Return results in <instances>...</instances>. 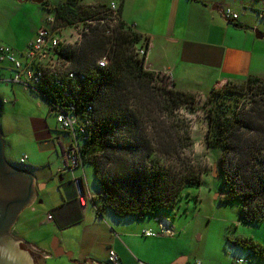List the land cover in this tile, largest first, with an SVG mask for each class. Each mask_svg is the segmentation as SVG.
Masks as SVG:
<instances>
[{"label":"trees","instance_id":"trees-1","mask_svg":"<svg viewBox=\"0 0 264 264\" xmlns=\"http://www.w3.org/2000/svg\"><path fill=\"white\" fill-rule=\"evenodd\" d=\"M108 5L66 0L50 9L45 3L62 27L95 19ZM119 16L111 34L108 22H96L81 43L61 52L71 62L68 70L74 76L61 80L77 103L79 121L84 109L92 107L91 134L81 149L83 164L93 165L103 208L117 217L176 214L185 189L199 187L205 174L186 159L194 142L178 114L195 96L167 88L154 70L145 68L138 50L145 47L148 54L150 39L123 21L120 5ZM103 57L107 64L100 67ZM208 100L205 143L220 149V173L228 187L221 200L238 199L244 222L263 223L264 79L228 80L223 88H212ZM234 242L264 257V248L252 240Z\"/></svg>","mask_w":264,"mask_h":264},{"label":"crops","instance_id":"crops-1","mask_svg":"<svg viewBox=\"0 0 264 264\" xmlns=\"http://www.w3.org/2000/svg\"><path fill=\"white\" fill-rule=\"evenodd\" d=\"M246 1L247 3H244V0H134V4L139 5V14L132 17V25L150 39L147 62L152 69L171 72L176 87L180 90L205 93L228 80L241 82L251 76L264 79V0ZM127 2L128 0H123L120 4L121 16L126 23L129 21L124 9ZM45 3L55 5L50 0L43 2L0 0V45L7 44L13 47L21 60L25 59L23 56L25 49L48 15L49 10ZM226 8H232L239 14V18L229 21L224 13ZM11 76L10 68L0 64V82L11 84L7 81ZM11 85L12 89L6 94L3 92L2 95L4 99L7 98V102L8 99H12L10 111H15L20 107L19 99L21 97L25 99V93L22 92H28L30 89L19 83ZM4 99L0 97L2 104ZM48 106L47 118L54 117L50 105ZM29 121L34 134L33 140L38 141L42 149L54 152L61 164L62 159L56 141L59 136L56 118L55 128H51L47 120L39 116L30 117ZM4 136L3 134V138ZM4 141L6 151L5 138ZM21 167L34 173L36 170L32 165ZM58 169L59 167L57 173ZM78 169L84 172V164ZM63 174L58 175L60 183L56 197H48L47 193L42 197V191L44 189L47 191L48 181L36 178L38 188L36 201L30 208L24 210L27 212L26 215L20 214L18 220L21 225L15 227L14 231L18 237L30 242L35 250L49 255L43 256L40 264H47L49 260H52L53 264H100L98 252L95 254L96 251L93 250L95 243L87 240V232L93 224L94 226L100 224L99 214L100 217H105L106 214L113 218L117 216L110 209L103 208L105 201L100 189L98 193L89 194L86 191L88 185L85 186L83 180L86 182V177L78 176L82 179L85 194L89 197L85 206H82L73 178L65 180ZM90 201L99 214H96L97 217L91 214L90 220L87 221V206ZM45 204H49L50 208H46ZM155 216L158 222L156 229L149 221L143 220L142 216L139 218L143 220L140 221L143 222L144 229L143 233L140 232L141 235L137 233L141 231L139 226L137 230H133L134 227H131V230L126 229L123 237L115 232L116 240L110 238L105 244L107 257L110 250L114 249L119 255L120 264H134L133 261H138V264H237L238 260L243 259L235 258L230 250L229 260H226L225 255L217 257L214 261L203 254L200 256L197 252L199 247L192 241L188 222L182 228L173 226L175 233L171 236H146L145 231H156L159 229V221L165 218ZM121 218L130 221V226H134L136 224L134 220L138 219L133 216L117 219ZM170 222L172 224V221ZM103 226L109 230L107 225ZM110 236L111 233L106 237ZM237 248L250 251L259 262H264V257L251 250L239 246ZM62 251L69 255L63 254ZM249 263L248 261L243 264ZM105 264H108L106 258Z\"/></svg>","mask_w":264,"mask_h":264},{"label":"rangeland","instance_id":"rangeland-1","mask_svg":"<svg viewBox=\"0 0 264 264\" xmlns=\"http://www.w3.org/2000/svg\"><path fill=\"white\" fill-rule=\"evenodd\" d=\"M50 1L56 5L62 3L64 0ZM97 1L106 3L111 2V0H83L85 3H94ZM79 2L83 3L81 0H79ZM114 2H117V4L120 5L123 0H114ZM245 2L247 3L246 0H244V3ZM55 5L52 4L47 6L48 8H53ZM138 6V4H134V0H128L124 6L126 16L129 18L128 24L130 25L133 24L132 17L139 14ZM260 28H262V25ZM159 78L163 79L160 74ZM227 82L220 83L217 87L213 88L221 89L227 84ZM172 83H174V85L172 84V87H168L171 83L166 79H163V83L161 84L171 89L176 87L175 80H173ZM11 84L0 82L1 98H5L2 95L3 92L6 94L12 89ZM211 90L212 88L207 92L204 91L205 93L190 92L195 96V102L184 104L178 110L180 117L185 119L186 128L190 132L194 142L193 152L186 150V159L189 161L188 163L194 164L205 171V174L203 175V183L199 187H188L185 189L183 197L180 198L179 205L177 206L178 213L175 214L170 211L158 216L161 218H170V221H172V227L182 228L185 226V223L188 222L192 241L195 246L199 247L197 252L200 256L203 254V256H207L214 261L217 257L225 255L226 260H229L231 258L229 255L230 250L235 258L247 259L250 262L249 264H264V262H259L257 258H254L250 251H242L234 244V241L237 238H244L252 240L256 244L264 247V222L261 224H249L244 222L241 216L242 204L238 199H230L229 201L221 200V198L228 193V187L225 185L220 173L221 151L220 149H210L205 143V135L207 133L208 125L206 111L209 106L208 97ZM22 93H25L26 100L21 97L19 99L20 107L15 111H10L13 105L12 99H8V102L7 98L3 100L0 115V128L7 141L5 155L6 158L15 165L35 166L36 178L38 177L39 180L47 179L46 182L48 181L47 191L44 189L41 196L45 197V194L47 193L48 197H56L55 194L59 192L58 184L60 183L58 175L61 174L59 172L63 168V164L62 162L60 164L54 152L42 149L38 141L33 140L34 134L29 121L30 117L39 116L45 118L51 128H55V116H49V118H47L49 113L48 102L39 98L30 90ZM245 97L244 99H246ZM24 154H26L28 158L26 159V163H21L20 159ZM58 167L59 169L57 173ZM84 172L82 169H77L74 171H67L63 176L65 180H70L72 178L74 180L75 178H80L78 176H85L86 182L85 179L83 180L85 186L86 184L88 185V190L86 189V191H88L89 194L98 193L99 187L95 179L93 165L85 163ZM45 207L50 208V205L45 204ZM87 209V221L90 220L91 214L94 215V217H97L99 214L91 201L89 202ZM25 211L21 213V215L24 213L26 215L27 212ZM98 218L100 224L96 226L93 224L90 226L91 229L88 230L86 237L87 240L95 243L93 250L96 251L95 254L98 252L100 257L98 260L100 264H105V258L108 263L107 246L105 244L110 238H112L113 241L116 240L114 236L115 232L123 237V232H125L126 229L131 230V227H134L133 230H137V226H139L141 231H138L137 233H143V222L140 223V221H143L144 219L149 221L154 229L158 227L156 216L151 214L145 215L143 220H139V218L134 220L136 223L134 226H130V221L124 220L126 218H121L119 220L117 219L118 217H109L107 214L105 217H100L99 214ZM19 221L20 220H18V222ZM103 224L107 225L109 230H107ZM20 225V222L16 223L14 228L20 227ZM156 231H158V229ZM109 232L111 233V236L106 237L110 234ZM141 233L139 235H141ZM133 263L138 264V261H133ZM47 264H53V261L49 260Z\"/></svg>","mask_w":264,"mask_h":264},{"label":"built area","instance_id":"built-area-1","mask_svg":"<svg viewBox=\"0 0 264 264\" xmlns=\"http://www.w3.org/2000/svg\"><path fill=\"white\" fill-rule=\"evenodd\" d=\"M224 13L229 21L239 18V14L232 8H226ZM99 21L109 23L110 28L107 30V34H111V28L120 23L118 4L115 2L109 3L107 10L95 19L80 20L64 27L57 24L54 12L49 11L44 23L37 29L34 39L25 49L24 60L18 58L15 49L10 45H0V64L8 66L12 71V76L7 81L22 84L25 88L30 89V91L50 103L51 112L55 116L61 131V134L56 138L63 164V168L60 170L61 173L74 171L83 166L81 149L83 143L89 139L91 134L89 126L91 125L90 115L92 109L90 106L84 109V120L79 121L77 103L71 97V90L61 80L65 75L74 76L73 72L68 70L71 62L65 59L61 52L66 46L81 43L84 33L89 32V25ZM138 54L145 57V68L154 70L147 62L146 48H139ZM106 64L105 57L98 60L100 67H105ZM154 71L171 83L168 87H172L174 77L171 72ZM27 158L28 156L24 154L20 162L25 163ZM74 184L78 191L79 202L82 206H85L89 197L85 194L82 179L75 178ZM48 218L51 219V216ZM173 234L174 230L168 218L159 221L158 231H145V235L149 237L171 236ZM120 261L117 252L111 249L108 263L120 264ZM247 262V259H240L237 264Z\"/></svg>","mask_w":264,"mask_h":264},{"label":"water","instance_id":"water-1","mask_svg":"<svg viewBox=\"0 0 264 264\" xmlns=\"http://www.w3.org/2000/svg\"><path fill=\"white\" fill-rule=\"evenodd\" d=\"M34 1L43 2L44 0ZM37 195L35 173L13 164L6 158L5 141L0 128V264L35 263L30 252L23 251L18 245L22 242L30 251H39L24 238L14 235L13 228L20 214L35 203ZM62 253L69 255L65 251Z\"/></svg>","mask_w":264,"mask_h":264},{"label":"flooded vegetation","instance_id":"flooded-vegetation-1","mask_svg":"<svg viewBox=\"0 0 264 264\" xmlns=\"http://www.w3.org/2000/svg\"><path fill=\"white\" fill-rule=\"evenodd\" d=\"M13 234L18 237V234L14 231V228H13ZM18 246H19L20 249H23V250H26V251L30 252V255L33 257V260H34L35 264H40L41 259L45 255L40 250H39V252L30 251L27 248V246L24 243H22V242H20Z\"/></svg>","mask_w":264,"mask_h":264}]
</instances>
